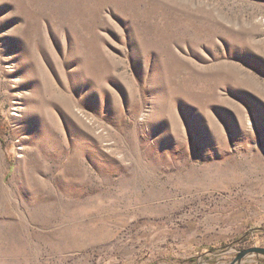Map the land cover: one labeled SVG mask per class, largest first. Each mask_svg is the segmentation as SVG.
<instances>
[{
    "label": "rangeland",
    "instance_id": "1",
    "mask_svg": "<svg viewBox=\"0 0 264 264\" xmlns=\"http://www.w3.org/2000/svg\"><path fill=\"white\" fill-rule=\"evenodd\" d=\"M253 246L264 0H0V264H228Z\"/></svg>",
    "mask_w": 264,
    "mask_h": 264
},
{
    "label": "water",
    "instance_id": "2",
    "mask_svg": "<svg viewBox=\"0 0 264 264\" xmlns=\"http://www.w3.org/2000/svg\"><path fill=\"white\" fill-rule=\"evenodd\" d=\"M249 253H262V254H264V247L253 246V247L246 248V249L238 252L236 254V256L233 258V260L228 264H237L238 262L241 261V259L245 255H247ZM197 264H209V263H197Z\"/></svg>",
    "mask_w": 264,
    "mask_h": 264
},
{
    "label": "bare ground",
    "instance_id": "3",
    "mask_svg": "<svg viewBox=\"0 0 264 264\" xmlns=\"http://www.w3.org/2000/svg\"><path fill=\"white\" fill-rule=\"evenodd\" d=\"M17 104H18L17 102H15V104H14V106H16V107H14L16 110L20 109L19 105H17Z\"/></svg>",
    "mask_w": 264,
    "mask_h": 264
}]
</instances>
